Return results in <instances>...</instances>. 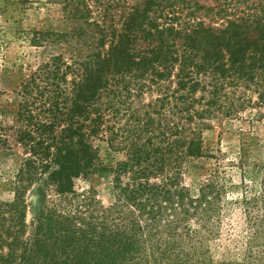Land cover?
Segmentation results:
<instances>
[{
    "label": "trees",
    "instance_id": "1",
    "mask_svg": "<svg viewBox=\"0 0 264 264\" xmlns=\"http://www.w3.org/2000/svg\"><path fill=\"white\" fill-rule=\"evenodd\" d=\"M88 1L65 3L84 30L35 32L49 59L0 101V152L22 155L0 203V264H214L205 244L229 188L219 162L198 166L218 159L202 134L264 107V4L234 15L239 1L111 0L93 17ZM103 145L124 158L108 163ZM106 176L108 206L76 189ZM241 203L240 264H264V193Z\"/></svg>",
    "mask_w": 264,
    "mask_h": 264
},
{
    "label": "rangeland",
    "instance_id": "2",
    "mask_svg": "<svg viewBox=\"0 0 264 264\" xmlns=\"http://www.w3.org/2000/svg\"><path fill=\"white\" fill-rule=\"evenodd\" d=\"M110 1L89 0L93 5V17L101 16L99 12L103 13ZM238 1L234 8H227L234 15L235 12L242 15V11H247L246 8L252 4H264V0H200L202 5L214 8L215 12L218 4L224 6ZM65 3L66 0H0V101L6 98L4 93L11 92L15 83L23 77H29L39 65L49 59V52L34 45L35 32L69 33L86 27L72 17ZM206 23L213 24L209 20ZM75 41L76 37L73 43ZM246 92L257 102L256 93L251 90ZM155 97L156 94L147 95L143 103L154 101ZM202 135L206 149L218 159H211L210 163L200 161L198 166L205 163L215 167V163L219 162L221 183L229 188L219 202L218 216L211 226L213 233L208 238L205 249L209 251L208 255L214 264H240L246 256L247 244L252 235L246 224L242 199L246 195L253 197L264 193V176L260 171L264 165V107L248 106L235 119L207 122ZM102 149L108 163L124 158L122 154L115 159L108 157L104 145ZM21 160L22 155L18 151L0 152V203H11L14 200L13 182ZM205 178L206 175L199 180ZM110 180L111 176L97 178L92 182L79 180L76 189L81 193L94 187L97 199L108 206L113 199ZM186 180L190 187L197 185V182L192 184V178ZM28 199L35 204L31 192ZM31 218L29 212V226ZM256 255L264 260V243L257 248Z\"/></svg>",
    "mask_w": 264,
    "mask_h": 264
}]
</instances>
